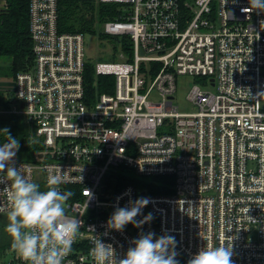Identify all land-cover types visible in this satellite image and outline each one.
I'll return each mask as SVG.
<instances>
[{
  "label": "built area",
  "instance_id": "2783aa9c",
  "mask_svg": "<svg viewBox=\"0 0 264 264\" xmlns=\"http://www.w3.org/2000/svg\"><path fill=\"white\" fill-rule=\"evenodd\" d=\"M95 3L120 5L100 31L128 43L94 65L114 77L111 93H86L84 36L58 30V0H28L32 65L0 79V115L22 116L42 145L15 163L42 188L59 165L61 190L74 193L65 208L81 227L65 264H94L96 236L122 257L147 232L174 235L179 264L208 245L232 247L233 264H264V11L248 0ZM178 76L204 86L188 92L190 112L173 104ZM156 177L170 180L151 194L141 184ZM140 196L150 203L136 219H153L104 235L115 207ZM8 208L0 191V214ZM0 253L10 255L0 264H26Z\"/></svg>",
  "mask_w": 264,
  "mask_h": 264
},
{
  "label": "clouds",
  "instance_id": "9594fccd",
  "mask_svg": "<svg viewBox=\"0 0 264 264\" xmlns=\"http://www.w3.org/2000/svg\"><path fill=\"white\" fill-rule=\"evenodd\" d=\"M250 8L264 11V0H248ZM0 191L9 202L4 231L11 237L10 247L26 264H65L72 251L80 220L69 218L65 202L74 193L61 190L64 182L59 165L51 166L46 187L29 178L25 167L14 163L19 149V139L13 137L8 128H0ZM26 143H34L29 138ZM49 167V166H46ZM150 203L146 196L128 201L126 206H117L106 220V231H123L131 223L140 227L153 219L148 212L137 220L143 208ZM177 240L174 235L157 236L153 232L141 233L130 242L122 257H118L112 243L100 236L92 241L89 255L94 264H179L176 259ZM232 247L203 246L187 260V264H233Z\"/></svg>",
  "mask_w": 264,
  "mask_h": 264
},
{
  "label": "trees",
  "instance_id": "16d2710c",
  "mask_svg": "<svg viewBox=\"0 0 264 264\" xmlns=\"http://www.w3.org/2000/svg\"><path fill=\"white\" fill-rule=\"evenodd\" d=\"M5 9L0 12V59L10 58V64L4 70L5 73L15 76L17 73L28 70L32 65L31 40L28 31V0H6ZM58 30L64 33H79L83 36L99 34L95 26L105 21L119 18L120 5L95 4V0H58ZM96 32V33H95ZM114 39V38H113ZM119 39V38H115ZM124 44L127 40L119 39ZM128 45V43H127ZM0 70L2 65L0 64ZM114 85L113 76H98L94 74V66L87 63L84 71V86L86 93H111ZM7 127L13 137L19 139V149L16 152V161H29L37 151L41 149L40 143L34 138L33 127L16 115H0V128ZM29 138L34 143H26ZM3 134L0 133V141ZM151 182H143L151 194L161 193L163 183H168L169 177H156ZM127 183H134L127 179ZM167 191L166 193H168ZM12 250L10 243L0 246V252L4 248ZM2 248V249H1Z\"/></svg>",
  "mask_w": 264,
  "mask_h": 264
},
{
  "label": "rangeland",
  "instance_id": "374dc122",
  "mask_svg": "<svg viewBox=\"0 0 264 264\" xmlns=\"http://www.w3.org/2000/svg\"><path fill=\"white\" fill-rule=\"evenodd\" d=\"M96 4V3H95ZM100 25H96L95 29L100 31ZM96 33V32H95ZM85 51L84 56L90 64L93 66L97 62H111L115 61L119 56L120 45L126 46L124 42L119 39H111L108 36L101 33L90 34L84 36ZM0 64L2 65V70H0V79L3 77H11L12 75L5 73L4 69L9 66L10 58H1ZM193 85H198L203 89L202 83L196 78L190 76H178L176 78V92L174 94L173 104L178 108L179 112H190L191 106L186 100L188 92ZM205 90V89H204ZM152 98H155V94H152ZM32 160V159H31ZM29 160V161H31ZM16 159L14 158V163ZM7 223L6 213L0 214V246L7 245L11 243V237L4 231V225ZM4 248V247H3ZM8 248V247H7ZM2 249V248H1ZM0 257L9 259L10 255L8 253H0Z\"/></svg>",
  "mask_w": 264,
  "mask_h": 264
},
{
  "label": "crops",
  "instance_id": "0c3cea01",
  "mask_svg": "<svg viewBox=\"0 0 264 264\" xmlns=\"http://www.w3.org/2000/svg\"><path fill=\"white\" fill-rule=\"evenodd\" d=\"M16 116H18V115H16ZM20 117H22V116H20ZM23 118V117H22ZM24 119V118H23ZM25 120V119H24ZM25 122H26V120H25ZM29 125V124H28ZM35 138V137H34ZM36 139V138H35ZM39 143H40V141L39 140H37ZM40 145H41V143H40ZM41 149H42V145H41ZM41 149L39 150V151H41ZM39 151H37L36 153H38ZM35 153V154H36ZM32 161H34V156H33V159L31 160V161H16V162H32ZM8 250V248L6 247V248H4L1 252L3 253V252H5V251H7Z\"/></svg>",
  "mask_w": 264,
  "mask_h": 264
}]
</instances>
